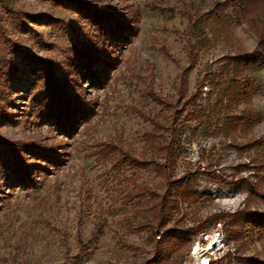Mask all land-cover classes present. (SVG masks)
I'll list each match as a JSON object with an SVG mask.
<instances>
[{"label":"rangeland","instance_id":"374dc122","mask_svg":"<svg viewBox=\"0 0 264 264\" xmlns=\"http://www.w3.org/2000/svg\"><path fill=\"white\" fill-rule=\"evenodd\" d=\"M82 1L135 33L119 46L90 18L50 0H0V63H16L13 75L0 70V142L51 155L20 153L28 186L12 185L0 168V264L264 262V239L242 213H264V181L255 177L264 70L249 73L244 100L223 60L254 50L250 27L230 5L223 21L206 20L211 4L224 0ZM89 50L98 62L84 71L75 57ZM16 51L52 64L82 118L76 114L64 130L47 118L44 77L21 65ZM246 101L250 119L236 124ZM161 202L173 211L158 228L153 210ZM166 230L184 232L186 242L156 262L155 241Z\"/></svg>","mask_w":264,"mask_h":264},{"label":"trees","instance_id":"16d2710c","mask_svg":"<svg viewBox=\"0 0 264 264\" xmlns=\"http://www.w3.org/2000/svg\"><path fill=\"white\" fill-rule=\"evenodd\" d=\"M54 5L72 10L84 19L90 18L93 25L99 27V32L104 34L109 42L119 44L122 46L129 41L131 35L135 33V27L126 26L120 18L113 13L107 11H98L92 6L85 4L82 0H50ZM232 6L236 8L238 14L243 21L250 27L255 37V48L251 52H240L233 56H226L223 58L228 64L231 65V76L228 82L232 85L235 95L242 99H248L251 95L250 83L247 78L249 73L254 68H261L264 70V0H224L222 2L214 1L209 10L205 13L206 20H213L218 18L221 21L224 20L223 10L226 6ZM17 19L21 21L18 16ZM123 29L128 30L126 36L123 35ZM88 51L87 54L78 53L75 57L78 63L79 69L89 71L98 62L97 54L94 50ZM161 53L169 58V55L165 48H162ZM15 55L18 57V62L21 65H25L32 73L42 74L46 83L45 94L43 95V102L41 105L44 107L46 116L51 120L55 126L59 129H66L72 122H74V116H83V110L78 107V104L72 102L62 90L59 82L53 77V66L50 62L32 56L23 51H16ZM170 59V58H169ZM0 70H3L7 75H13L16 72V63L13 61L0 63ZM183 77V74L180 76ZM200 88V87H199ZM197 95V94H195ZM150 99L156 105H162L163 102L154 95L151 94ZM6 100L0 95V106L5 104ZM161 103V104H160ZM248 102H245L246 109L243 110L238 116H233L232 120L239 125H246L249 118L250 109L248 108ZM2 113L0 109V114ZM70 128V127H69ZM257 144H259L257 142ZM18 151L15 149L14 144L9 142H0V168L4 170L10 177L9 181L12 185L28 186L31 185L32 175L29 173V167L21 158V154L32 155L33 157H40L47 160L51 159L49 152L45 150L41 151L30 145L16 144ZM262 149V161L256 165V174L258 182L264 181V134L261 145ZM261 174V176H260ZM257 182V183H258ZM259 182V183H260ZM249 196L258 197V192L253 190L252 187L248 189ZM180 199H188V196L184 192L178 194ZM261 199L264 196L261 195ZM175 206V205H174ZM173 211L172 206L167 208L161 202L159 206H156L153 210V218L155 219L156 227L161 228L165 225L171 216ZM246 216V223L252 227L261 237L264 239V213L245 211L242 212ZM154 248L153 257L156 262L167 261L169 254L172 253L173 246L176 243L182 244L186 242L184 232L178 230H166L157 235ZM163 243L162 248H158V245ZM253 264H264L259 260H252Z\"/></svg>","mask_w":264,"mask_h":264},{"label":"bare ground","instance_id":"6f19581e","mask_svg":"<svg viewBox=\"0 0 264 264\" xmlns=\"http://www.w3.org/2000/svg\"><path fill=\"white\" fill-rule=\"evenodd\" d=\"M211 250V246L208 245V247L205 249V251L209 252ZM212 251V250H211ZM197 253V249L195 250V254ZM206 254V252H205ZM205 264V263H204Z\"/></svg>","mask_w":264,"mask_h":264}]
</instances>
